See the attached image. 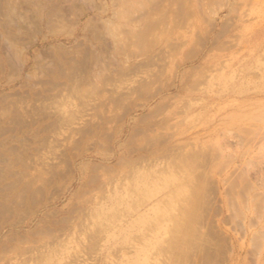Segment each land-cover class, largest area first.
I'll return each mask as SVG.
<instances>
[{
	"label": "rangeland",
	"instance_id": "1",
	"mask_svg": "<svg viewBox=\"0 0 264 264\" xmlns=\"http://www.w3.org/2000/svg\"><path fill=\"white\" fill-rule=\"evenodd\" d=\"M259 109L264 0H0V264H264Z\"/></svg>",
	"mask_w": 264,
	"mask_h": 264
},
{
	"label": "bare ground",
	"instance_id": "2",
	"mask_svg": "<svg viewBox=\"0 0 264 264\" xmlns=\"http://www.w3.org/2000/svg\"><path fill=\"white\" fill-rule=\"evenodd\" d=\"M260 107H261V105H260ZM257 108H259V107H257ZM261 108H262V107H261ZM254 110H255V108H254ZM262 110H263V111H262ZM259 111H260V112H258V113H259L258 116H260V117L263 116V115H264V109H261V110L259 109ZM256 112H257V111H256ZM254 113H255V112H254ZM256 114H257V113H256ZM240 116H241V115H240ZM243 116H244V114H243ZM247 116H248V114H247ZM254 116H255V115H254ZM258 116H257V118L259 119ZM244 117H245V116H244ZM263 117H264V116H263ZM263 117L260 118L261 121L263 120V119H262ZM248 118H249V116H248ZM255 118H256V116H255ZM249 119H250V118H249ZM249 119H248V120H249ZM254 120H255V119H254ZM263 121H264V120H263ZM255 122H256V121H255ZM237 129H238V128H237ZM238 130H241L240 127H239ZM238 130H237V131H238ZM232 133H233V132H232ZM240 133H241V131H240ZM253 133H254V132H253ZM229 134H231V133H228V135H229ZM233 134H235V133H233ZM224 135H225V132H224ZM226 135H227V134H226ZM235 135H236V134H235ZM235 135H234V136H235ZM237 137H239V135L236 136V138H237ZM242 137H243V136H242ZM242 137H240V138H242ZM262 138H263V137H262ZM237 140H238V139H237ZM258 140H259V139H258ZM229 141H230V140H229ZM235 141H236V140H235ZM238 141H239V140H238ZM227 143H228V142H227ZM240 144H241V141H240ZM237 145H238V144H237ZM218 146H219V145H218ZM219 147H220V146H219ZM239 147H240V145H239ZM225 148H226V147H225ZM261 148H262V147H261ZM234 149H235V148H234ZM225 150H227V149H225ZM248 150H249V149H248ZM248 150L245 151V153H246V152H249ZM229 151H230V150H229ZM243 151H244V150H243ZM219 153L221 154V152H219ZM243 153H244V152H243ZM243 153H242V154H243ZM242 154H241V155H242ZM222 156H223V155H222ZM258 157H259V156H258ZM221 158H222V157H221ZM254 158H255V157H254ZM250 160H251V159H249L248 161H250ZM244 161H245V160H244ZM259 161H260V160H259ZM259 161H258V162H259ZM246 162H247V161H246ZM250 162H251V161H250ZM250 162H248V163H250ZM244 163H245V162H244ZM242 164H243V163H242ZM245 164H246V163H245ZM250 165H252V164H250ZM245 166L247 167L248 165L246 164ZM244 168H245V167H244ZM245 173H246V172H245ZM253 173H254V172H253ZM244 176H246V175H244Z\"/></svg>",
	"mask_w": 264,
	"mask_h": 264
}]
</instances>
